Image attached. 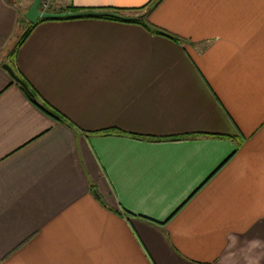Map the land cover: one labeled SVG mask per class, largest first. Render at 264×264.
Masks as SVG:
<instances>
[{"label":"crops","instance_id":"crops-1","mask_svg":"<svg viewBox=\"0 0 264 264\" xmlns=\"http://www.w3.org/2000/svg\"><path fill=\"white\" fill-rule=\"evenodd\" d=\"M33 2L0 0V264H264V0L51 10L177 39L91 16L25 36Z\"/></svg>","mask_w":264,"mask_h":264},{"label":"water","instance_id":"water-1","mask_svg":"<svg viewBox=\"0 0 264 264\" xmlns=\"http://www.w3.org/2000/svg\"><path fill=\"white\" fill-rule=\"evenodd\" d=\"M41 0H34L30 9L26 12L25 16L31 23H36L38 20L46 18V19H63V18H81V17H90L95 15H110L113 17L121 18L123 20H129L130 17L123 16L116 12H107V11H93V10H82V11H69V12H51V11H41L40 10ZM3 68H5L10 75L20 83L25 89H29L27 83L16 74L13 67L9 64H3ZM97 197L102 200L101 196L97 194Z\"/></svg>","mask_w":264,"mask_h":264},{"label":"trees","instance_id":"trees-1","mask_svg":"<svg viewBox=\"0 0 264 264\" xmlns=\"http://www.w3.org/2000/svg\"><path fill=\"white\" fill-rule=\"evenodd\" d=\"M152 4V3H151ZM151 4H147L145 5L144 7H142L143 9H146L150 7ZM91 17H94V18H100V19H110V20H118V21H131V22H137L141 25H143L144 27H146L147 29L149 30H154L155 32H158L160 34H163V35H167L171 38H175L174 36H171V35H168L166 34L164 31L162 30H159V29H152L150 28V26L147 25L146 22L142 21V19H130V20H123L121 18H117V17H113V16H110V15H95V16H91ZM63 19H73V18H63ZM41 21H45V20H50V19H46V18H43V19H40ZM35 24H33L26 32L25 36L27 35V33H30V31L32 30V28L34 27ZM177 39V38H175ZM29 89H25V91L27 92V94L29 95V97L36 103L38 104V106H40L42 108V110L44 112H46L47 114H49L50 116L56 118L57 120H60V121H65V116L61 114H59V112L57 113L56 111L54 110H51L50 108H48L47 106H45L44 104H41V102L37 99V92L36 90H34L33 87H30L28 85Z\"/></svg>","mask_w":264,"mask_h":264},{"label":"built area","instance_id":"built-area-1","mask_svg":"<svg viewBox=\"0 0 264 264\" xmlns=\"http://www.w3.org/2000/svg\"><path fill=\"white\" fill-rule=\"evenodd\" d=\"M54 3H55V0H41L40 10L44 12L51 11Z\"/></svg>","mask_w":264,"mask_h":264},{"label":"rangeland","instance_id":"rangeland-1","mask_svg":"<svg viewBox=\"0 0 264 264\" xmlns=\"http://www.w3.org/2000/svg\"><path fill=\"white\" fill-rule=\"evenodd\" d=\"M54 7V5L52 6V8Z\"/></svg>","mask_w":264,"mask_h":264}]
</instances>
